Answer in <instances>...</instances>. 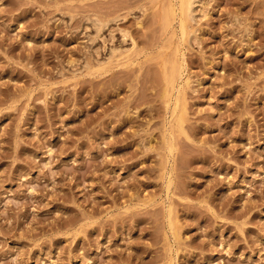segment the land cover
<instances>
[{"label":"rangeland","instance_id":"1","mask_svg":"<svg viewBox=\"0 0 264 264\" xmlns=\"http://www.w3.org/2000/svg\"><path fill=\"white\" fill-rule=\"evenodd\" d=\"M196 1L0 0V264H264V0Z\"/></svg>","mask_w":264,"mask_h":264},{"label":"bare ground","instance_id":"2","mask_svg":"<svg viewBox=\"0 0 264 264\" xmlns=\"http://www.w3.org/2000/svg\"><path fill=\"white\" fill-rule=\"evenodd\" d=\"M195 2H197L196 0H192V2L189 4V5H193V4H197V3H195ZM187 5V4H186ZM186 5H184V4H181V8L183 9V10H185V9H187V6ZM194 6V5H193ZM190 13H191V11H190ZM191 15H192V13H191ZM188 16V15H187ZM190 17V16H189ZM189 17H187V19L189 18ZM192 19V18H191ZM182 86V85H181Z\"/></svg>","mask_w":264,"mask_h":264}]
</instances>
